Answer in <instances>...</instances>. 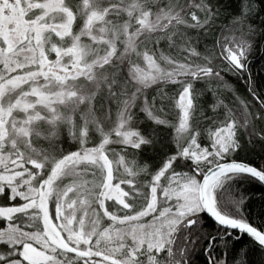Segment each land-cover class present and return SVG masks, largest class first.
<instances>
[{
    "label": "snow or ice",
    "instance_id": "snow-or-ice-1",
    "mask_svg": "<svg viewBox=\"0 0 264 264\" xmlns=\"http://www.w3.org/2000/svg\"><path fill=\"white\" fill-rule=\"evenodd\" d=\"M262 10L0 0V264H251L228 250L264 249L240 158L264 152Z\"/></svg>",
    "mask_w": 264,
    "mask_h": 264
},
{
    "label": "trees",
    "instance_id": "trees-1",
    "mask_svg": "<svg viewBox=\"0 0 264 264\" xmlns=\"http://www.w3.org/2000/svg\"><path fill=\"white\" fill-rule=\"evenodd\" d=\"M221 2L225 5L226 9L233 14H239L240 4L242 0H221ZM261 4L264 5V0H260ZM260 17H264V10L258 13V16L255 23H259ZM253 59V63L255 65L253 71L254 75L258 77H264V71H262V67H264V57H260L257 60ZM229 83L234 87L240 89V93L243 94L246 90L241 87L242 82L238 83L234 78H228ZM240 158L245 161H249L250 163H254L259 166L262 162H264V152L260 149H250L240 154ZM242 188L245 191L246 195H253V198L249 201L248 210H249V218L253 220L258 225H264V212L261 211V206L264 202L259 200V194L264 193V184L260 183L258 180L245 178L241 182ZM247 247L246 253H241V249H245ZM219 254H223V252L219 249L216 250ZM238 254L247 255L248 259L251 261V264H260V261L264 259V249H262L256 242L252 241V238L247 234L240 238V241H237L233 244V246L228 250L229 258H233ZM195 264H207V256L200 251L197 253L195 257Z\"/></svg>",
    "mask_w": 264,
    "mask_h": 264
},
{
    "label": "water",
    "instance_id": "water-1",
    "mask_svg": "<svg viewBox=\"0 0 264 264\" xmlns=\"http://www.w3.org/2000/svg\"><path fill=\"white\" fill-rule=\"evenodd\" d=\"M264 184V183H263Z\"/></svg>",
    "mask_w": 264,
    "mask_h": 264
}]
</instances>
